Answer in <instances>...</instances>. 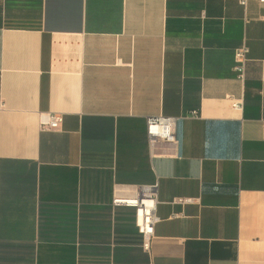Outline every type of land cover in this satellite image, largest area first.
<instances>
[{"label": "crops", "instance_id": "1", "mask_svg": "<svg viewBox=\"0 0 264 264\" xmlns=\"http://www.w3.org/2000/svg\"><path fill=\"white\" fill-rule=\"evenodd\" d=\"M0 264H264V2L0 0Z\"/></svg>", "mask_w": 264, "mask_h": 264}, {"label": "built area", "instance_id": "2", "mask_svg": "<svg viewBox=\"0 0 264 264\" xmlns=\"http://www.w3.org/2000/svg\"><path fill=\"white\" fill-rule=\"evenodd\" d=\"M264 2V0H260ZM246 4L247 0H241ZM249 48L243 45L237 48L235 52L236 70L240 78H244L248 61ZM242 102L235 100L234 106L240 107ZM198 115L197 111L193 112ZM63 114L54 113L42 121V127L48 129H60L63 123ZM179 117L157 115L147 118V136L150 147L154 150L159 144H168L178 148L179 139L177 135V125ZM175 202L183 204L196 201L193 197H176ZM115 206H128L136 210V223L142 236V247L145 251H150L152 240L155 234V224L159 221L156 214L158 198L156 186H141L136 188L130 194L115 193L113 198Z\"/></svg>", "mask_w": 264, "mask_h": 264}]
</instances>
